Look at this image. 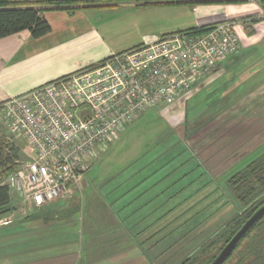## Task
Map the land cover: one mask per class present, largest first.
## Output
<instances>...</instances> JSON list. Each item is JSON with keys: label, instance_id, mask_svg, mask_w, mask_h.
Returning <instances> with one entry per match:
<instances>
[{"label": "crops", "instance_id": "crops-1", "mask_svg": "<svg viewBox=\"0 0 264 264\" xmlns=\"http://www.w3.org/2000/svg\"><path fill=\"white\" fill-rule=\"evenodd\" d=\"M194 2L198 0H128L113 7L43 12L42 16L50 27L46 35L35 39L28 31H22L0 38V105L10 97L94 67L112 54L130 50L144 41L223 21L232 22L240 46L236 53L223 60L215 72L197 82L171 105L151 109H165L162 113L168 130L182 143L179 148H164L162 151L168 157L190 162L194 165L193 171L202 170V174L193 180H200L203 175L215 180L242 155L258 150L264 144V12L257 0ZM200 95L203 96L201 107L210 109L200 108V113L194 110V115L199 117L195 118L194 125H188L187 102ZM179 118L183 125L173 126V121ZM237 123L243 126L240 129L243 139L235 146L230 140L241 137L232 133L236 127L233 125ZM201 126L205 129L202 134L196 131ZM217 128H223V131L213 139V150L192 145L199 136L204 137L208 131L214 133ZM204 138L211 140L209 136ZM185 155L187 159H184ZM214 162L220 165V170H215L218 165L214 166ZM11 198H15L13 194ZM43 208L33 211L27 218H17L15 225H0V228L8 227L7 235H2V239L16 235L21 245L17 250L20 257H14L8 251L12 243L1 240L0 264H167L165 253L168 247L164 246L163 240L153 242L148 234L154 227L155 233L163 231L166 220L159 219L163 214H157L155 220L146 223V229L136 232L135 237L125 234L126 222L118 218L120 215H116L115 220H108V224L105 221L102 227L107 224L115 234L98 239L103 245L101 249L107 250L104 251L106 254L101 252L97 257H78L68 249L73 248L72 245H58L60 242L49 248L48 257H22L31 248L25 240L27 234L38 229L53 231L57 229L55 225H68L70 217L79 211V204L71 210L49 211L50 216L43 214L47 210ZM90 227H87L88 233L92 231ZM14 232L16 234H12ZM87 240L89 244L92 242L89 236ZM92 249L89 245L88 250Z\"/></svg>", "mask_w": 264, "mask_h": 264}, {"label": "built area", "instance_id": "built-area-1", "mask_svg": "<svg viewBox=\"0 0 264 264\" xmlns=\"http://www.w3.org/2000/svg\"><path fill=\"white\" fill-rule=\"evenodd\" d=\"M201 28L144 41L4 101L2 125L25 142V158L3 181L15 203L39 209L66 199L120 131L146 111L171 105L239 49L232 22Z\"/></svg>", "mask_w": 264, "mask_h": 264}, {"label": "rangeland", "instance_id": "rangeland-1", "mask_svg": "<svg viewBox=\"0 0 264 264\" xmlns=\"http://www.w3.org/2000/svg\"><path fill=\"white\" fill-rule=\"evenodd\" d=\"M202 100L203 96L200 95L187 102L185 113L188 125H194L195 118L199 117L194 115V110L200 113V108L205 111L210 109V107H201ZM162 108L146 112L137 121H133L120 131L109 144L108 149L92 161L79 184L72 187L71 195L60 200L64 203L57 205L56 203L60 202L57 201L45 208L47 210L43 214L50 216L49 211L67 208L71 210L79 204V211L70 217L68 225H55L57 229L54 228L53 231L43 230L42 232L38 229L32 234H27L25 240L31 248L26 250L27 255L23 253L22 257L34 258L39 255L48 257L49 248L55 242H60L58 245L63 246L72 245L73 248L68 249L73 250L78 257H97V254L107 250L101 249L103 245H100L98 239L104 236L112 237L115 234L112 227L107 226L108 220H115V216L120 215L118 218L121 217L123 222H126L125 230H123L125 234L135 237L136 232L146 229L144 226L146 223L149 224L150 221L155 220L157 214H163V217L159 218L166 220L163 231L155 233L156 227H154L148 234L153 242L163 240L164 246L168 247L169 250L165 253L167 264H180L242 211L241 205L229 190L227 182L234 174L264 154V144L258 147V150L254 149L242 155L215 180L204 175L199 177L200 180H193L192 178H197L196 175L202 174V170L193 171L194 165L190 162L186 163L183 159L178 158V160L176 157L171 158L170 155L168 157L162 151L164 148H179L182 144L178 141L176 134L168 130L162 113L165 109ZM1 124L0 115V131L14 145L22 149L24 140L11 136ZM182 125L180 118L178 121H173V126L181 127ZM203 126L198 127L196 131H201L202 134L205 131ZM233 126L236 127L232 133L240 135V129L243 126L240 123ZM222 131L223 128H217L211 134L208 131L204 137L209 136L211 140H205L204 137L199 136L192 145L213 150V139L222 134ZM241 138L243 139L242 136L237 139L234 137L230 141L236 146ZM238 147L242 148V146ZM24 158L21 151L20 159ZM184 159H187L186 155ZM220 168L218 165L216 169H211L217 171ZM187 173L190 174L184 176ZM12 194L10 192V196ZM74 196L78 201L74 199ZM140 198L143 199L140 200ZM15 202V198H11L12 211L0 219H8L10 214H13L9 225H15L17 218H27L33 211L38 210L30 205L24 208ZM22 207L24 214H20ZM188 207L191 208L187 210ZM123 216H127L126 219ZM105 221L106 227H102ZM89 225L92 231L88 233ZM7 228H0V241L12 243L8 251L13 253L14 257H20L17 254V250L21 248L19 238L16 235H10L8 239L1 237L7 235ZM32 235L33 240L29 239ZM88 236L92 241L90 244L87 240ZM35 243L37 244L34 245ZM17 245L20 247L18 248ZM89 245L93 248L92 250H88ZM103 253L102 255L106 254V252Z\"/></svg>", "mask_w": 264, "mask_h": 264}, {"label": "trees", "instance_id": "trees-1", "mask_svg": "<svg viewBox=\"0 0 264 264\" xmlns=\"http://www.w3.org/2000/svg\"><path fill=\"white\" fill-rule=\"evenodd\" d=\"M124 1L128 0H0V38L22 31H28L35 39L46 35L50 27L42 13L48 10L74 11L113 7ZM243 1L245 0H198L194 3H243ZM257 1L264 12V0ZM201 27L185 31L203 30ZM20 157L21 148L14 145L0 131V219L13 209L8 186L2 182L17 168L15 161ZM227 186L241 205L242 211L180 264H210L243 223L264 204V154L229 178ZM227 262L264 264V217L242 238L223 264Z\"/></svg>", "mask_w": 264, "mask_h": 264}, {"label": "water", "instance_id": "water-1", "mask_svg": "<svg viewBox=\"0 0 264 264\" xmlns=\"http://www.w3.org/2000/svg\"><path fill=\"white\" fill-rule=\"evenodd\" d=\"M264 217V204L261 205L239 228L233 237L225 244L210 264H223L229 257L236 245Z\"/></svg>", "mask_w": 264, "mask_h": 264}]
</instances>
